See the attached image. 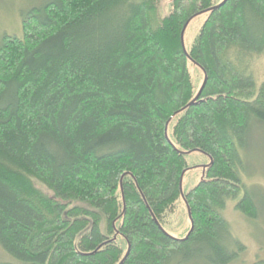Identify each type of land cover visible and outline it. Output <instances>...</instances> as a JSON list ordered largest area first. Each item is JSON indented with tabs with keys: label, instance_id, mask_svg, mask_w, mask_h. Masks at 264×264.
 Here are the masks:
<instances>
[{
	"label": "trees",
	"instance_id": "16d2710c",
	"mask_svg": "<svg viewBox=\"0 0 264 264\" xmlns=\"http://www.w3.org/2000/svg\"><path fill=\"white\" fill-rule=\"evenodd\" d=\"M46 0L0 39V264H230L264 134V0ZM206 19L188 50L186 25ZM191 61L203 72L195 91ZM192 151L206 178L184 191ZM36 183L42 184L45 193ZM183 198L190 230L164 217Z\"/></svg>",
	"mask_w": 264,
	"mask_h": 264
},
{
	"label": "rangeland",
	"instance_id": "374dc122",
	"mask_svg": "<svg viewBox=\"0 0 264 264\" xmlns=\"http://www.w3.org/2000/svg\"><path fill=\"white\" fill-rule=\"evenodd\" d=\"M46 0H0V39L4 35L22 34V19L24 14L36 5ZM171 0H159L158 13L163 16L168 11ZM207 13H202L193 18L185 27L183 33V46L188 50ZM195 91H198L203 83V72L191 61L187 64ZM253 74L257 83L264 81V51L256 56L253 61ZM188 169L184 172L182 188L184 191L192 189L198 182L206 178L209 158L204 153L192 151L185 155ZM246 162L241 170V177L246 188L256 199L260 200L261 212L257 218H249L235 208L236 199H229L223 217L230 226V230L245 247L242 256L230 264H264V134L259 138H251L248 141ZM45 193L49 191L40 183H36ZM163 228L174 238H184L190 230V219L182 197L176 200L174 206L164 217ZM8 257L0 248V262Z\"/></svg>",
	"mask_w": 264,
	"mask_h": 264
}]
</instances>
